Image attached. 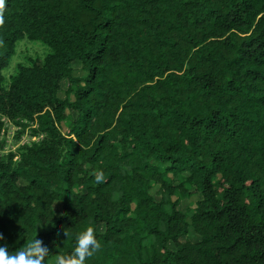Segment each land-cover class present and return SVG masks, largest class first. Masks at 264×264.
<instances>
[{
  "label": "trees",
  "instance_id": "1",
  "mask_svg": "<svg viewBox=\"0 0 264 264\" xmlns=\"http://www.w3.org/2000/svg\"><path fill=\"white\" fill-rule=\"evenodd\" d=\"M0 17V132L35 138L0 151V244L36 236L49 264L92 227L85 264H264V0H4ZM23 38L46 51L4 83Z\"/></svg>",
  "mask_w": 264,
  "mask_h": 264
},
{
  "label": "clouds",
  "instance_id": "2",
  "mask_svg": "<svg viewBox=\"0 0 264 264\" xmlns=\"http://www.w3.org/2000/svg\"><path fill=\"white\" fill-rule=\"evenodd\" d=\"M4 0H0V7ZM0 22L3 18L0 17ZM103 179L101 174L95 176V180L100 182ZM4 237L0 234V240ZM100 244L94 235V229L87 227L75 237L73 249L69 253L57 254L49 264H85L86 257H90L99 249ZM7 243L0 244V264H43L48 256V244L36 236L24 241V243L14 252H9Z\"/></svg>",
  "mask_w": 264,
  "mask_h": 264
},
{
  "label": "rangeland",
  "instance_id": "3",
  "mask_svg": "<svg viewBox=\"0 0 264 264\" xmlns=\"http://www.w3.org/2000/svg\"><path fill=\"white\" fill-rule=\"evenodd\" d=\"M46 51L45 45L41 44L38 41L29 40L26 38L20 39L15 44V52L11 56L9 63L2 69V74L5 77L4 83H6L9 74L14 72L16 64L18 62L26 61L28 56H37L43 55ZM75 70L74 74L82 75V71L78 68V63L74 62ZM59 95L62 97L63 93L59 92ZM4 125L0 132V151L7 152L10 150H15L22 143L30 142L35 139L30 135L29 127L22 128L17 126L10 121L3 119ZM62 131L66 130L65 122L60 125ZM199 197L198 194L192 195L188 198L182 199L178 203V208L186 211L188 207H193L194 202ZM54 208L59 211V203H54ZM189 238L195 240L196 235L189 229ZM52 260V259H51Z\"/></svg>",
  "mask_w": 264,
  "mask_h": 264
}]
</instances>
